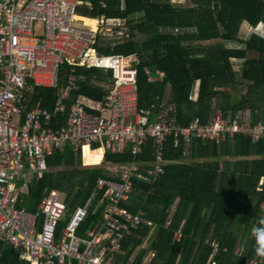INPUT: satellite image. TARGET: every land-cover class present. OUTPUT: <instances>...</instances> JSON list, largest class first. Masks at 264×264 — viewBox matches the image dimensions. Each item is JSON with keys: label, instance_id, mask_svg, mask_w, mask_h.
Returning a JSON list of instances; mask_svg holds the SVG:
<instances>
[{"label": "trees", "instance_id": "16d2710c", "mask_svg": "<svg viewBox=\"0 0 264 264\" xmlns=\"http://www.w3.org/2000/svg\"><path fill=\"white\" fill-rule=\"evenodd\" d=\"M188 1L189 6H175L172 0H124L121 10L119 0H109L106 9H100L93 0L91 11L84 7L79 12L86 17L104 16L106 19L135 18L142 13L134 22H128L130 37L124 44L112 49L103 43L95 45L100 53L138 56L139 63L135 65L138 107H147L156 99L161 101L169 88L168 101L174 104L181 126L194 118L206 123L216 111L224 119L240 122L244 110L249 113L251 125L264 124V36L252 33L246 39L239 37L243 23L252 28L264 25V0ZM78 17L85 26H89L88 21H94ZM212 40L237 43L238 47L201 45ZM252 54L255 58L249 57ZM232 60L241 61L237 73ZM144 68L151 71L150 74H146ZM77 70L84 74L85 80L71 91L69 99L83 95L101 100L105 92L93 81L103 82L106 76L94 68L77 67ZM155 71L162 72L163 79L154 78ZM238 73L239 78L248 82L243 102L218 91L225 85L236 87ZM56 94V89L36 88L34 99L41 101L42 108H51ZM151 150L149 140L136 163L145 167L152 165ZM82 156L84 165H97L102 151L90 152L86 147ZM105 158L121 164L132 161L129 151ZM163 159V175L150 182L133 179L128 201H120L121 207L131 213L141 210L145 222L124 240V256H119V262L127 264L135 249L148 239L152 226L155 232L148 246L140 247L131 264L143 263L150 251L153 254L150 264H243V258L234 255L240 247L243 256L254 257L250 232L264 218L261 210L264 138L254 143L249 136L240 133L219 143L192 141L189 147L182 142L174 146L169 139ZM46 162L48 171L31 185L20 206L33 212L45 188L65 194L68 215L76 207L84 206L96 179L101 176L100 169L81 168L78 153L69 144L47 157ZM103 191L90 202L87 215L76 230L77 237L86 238L87 232L100 220ZM67 221L62 219L58 223L57 238ZM178 231L180 238L176 240ZM211 242L218 245L214 253ZM7 263L18 264V256L9 245L0 243V264Z\"/></svg>", "mask_w": 264, "mask_h": 264}, {"label": "built area", "instance_id": "2783aa9c", "mask_svg": "<svg viewBox=\"0 0 264 264\" xmlns=\"http://www.w3.org/2000/svg\"><path fill=\"white\" fill-rule=\"evenodd\" d=\"M108 1L96 0L100 9H106ZM80 5V0H0V243L13 248L19 264H117L123 240L143 222L142 213L132 214L118 205L128 201L133 179L150 182L163 175V156L170 138L174 146L182 142L186 147L196 140L223 142L240 133L254 143L264 138L263 123L251 125L243 117L240 122L229 121L218 111L206 123L194 118L183 127L174 122L173 106H161L151 122V111L136 104V59L104 56L95 49L103 41H99L100 34L110 41V49L129 39L126 20L101 17L100 22L109 28L105 25L104 31L100 27L98 33L74 22ZM74 67L110 71L106 97L97 104L98 114L88 111L92 106L84 98L66 106L75 88L71 76L56 96L51 112L40 107L25 109L30 83L56 88L61 70L68 68L73 73ZM62 113L67 114L66 125L51 128L49 123ZM149 140L153 163L143 167L136 159ZM67 144L81 153L84 147L90 152L101 150L102 159L105 154L125 151L132 156L130 163L109 168L117 181L97 180L107 204L101 225L89 231L86 238L76 236L85 208H76L60 237H56L66 211L57 191H50L35 212L18 207L14 184L23 180L27 185L32 173L40 178L46 157ZM261 210L264 214V203ZM175 238L179 240V231ZM210 244L214 253L218 245ZM234 255L242 257L243 264H264V259L256 255L243 256L242 247Z\"/></svg>", "mask_w": 264, "mask_h": 264}, {"label": "crops", "instance_id": "0c3cea01", "mask_svg": "<svg viewBox=\"0 0 264 264\" xmlns=\"http://www.w3.org/2000/svg\"><path fill=\"white\" fill-rule=\"evenodd\" d=\"M81 1V0H80ZM120 1V3H121V6H120V8H121V10L123 9V6H124V0H119ZM82 2V5H80L79 7H78V9H77V12H76V15H78V16H81V17H86V16H83V15H81V14H83V13H81V12H79V9L80 8H87V9H89L90 11L93 9V0H86V1H81ZM95 2H96V0H95ZM88 4V5H87ZM96 4H97V2H96ZM101 17H104V16H99V17H97V18H101ZM86 18H88V19H96L97 21H98V25H97V29L98 28H100V27H98L99 26V21H100V19H97V18H90V17H86ZM125 20H126V23H127V26H128V30H129V21H132V22H134L135 20H137L136 18H132V17H128V18H125ZM95 24H96V22L95 21H93ZM79 25V24H78ZM81 26V25H80ZM92 26V25H91ZM85 27V26H84ZM86 28H88V27H86ZM89 29V28H88ZM97 29L95 30V31H97ZM98 38H99V41H101V40H104V38L102 37V36H100V35H98ZM128 40V39H127ZM127 40H125V41H123L122 42V44H124ZM105 41V40H104ZM100 43V42H99ZM102 43V42H101ZM122 44H119V45H122ZM98 45V44H97ZM105 45H107V44H105ZM118 45V46H119ZM96 48V47H95ZM114 55H119V54H114ZM120 56H123V55H120ZM123 57H129L131 60L132 59H136V61H135V63L133 64V66H134V68L136 69V67H135V65L136 64H138L139 63V58H138V56L136 55V54H132V55H129V56H123ZM81 69H84V70H89V69H86V68H83V67H80ZM90 69H92V68H90ZM94 69H96V68H94ZM99 70V72H101V73H103L105 76H106V79L103 81V82H100V81H98L97 79H94V81H93V83H94V85H96L97 87H99V88H101V90L103 91V92H105V96L104 97H102L101 98V100H99V101H96V100H93V99H91V98H89V97H86V96H83V95H78L77 97H76V99L77 98H84V99H86L85 101H87V100H89V101H87V102H89V106H92L91 108H89L88 109V111L89 112H91V113H93V114H98L99 113V111H98V107H97V104H98V102H101L105 97H106V87H105V82L111 77V73H110V71H105V70H102V69H98ZM144 72L146 73V74H150V72L151 71H149L147 68H144ZM156 72V74H155V76L156 77H154V78H157V80H161V79H163V76H164V74L162 73V72H158V71H155ZM110 73V75H108ZM73 77V79H74V81H73V83H74V85H75V88H74V90L75 89H77V84L79 83V82H83L84 80H85V77H84V74L82 73V72H78V70H77V67H74V72L73 73H70V71H69V69L68 68H63L62 70H61V72H60V78H59V82H58V86L56 87V88H48V87H41V86H38V85H35V84H33V83H30L29 84V86H28V88H27V90H26V92H25V101H24V107H25V109L27 110V111H30V110H33V109H35V108H37V107H40V108H42L41 107V101L38 99V100H36V99H34V93H35V89L36 88H41V89H56L57 90V94H56V96L58 95V93L61 91V89L63 88V86L68 82V80H69V77ZM94 78H95V76H94ZM197 82H199L198 80L196 81V83ZM194 90H195V88H194ZM168 95L169 96V94H170V89L169 88H166V90H165V95ZM136 96H137V102H136V104H137V108H140V107H138L139 105H138V90H137V83H136ZM69 98H70V96H69ZM169 98V97H168ZM192 98V97H191ZM164 99H166L165 100V102H163L162 100H164ZM193 100V99H192ZM74 100H71V99H68L67 101H66V106L68 107L72 102H73ZM54 103H55V101H54ZM54 103L52 104V106H51V108H42V109H46L47 111H52L53 110V107H54ZM87 104V103H86ZM170 104H171V106H173V108H175V106H174V104H172V103H170L169 101H168V99H167V97H163L162 99H161V101H159L158 99H156V101H154V102H151L150 104H149V106H147V107H142L141 109H145V110H150L151 111V113H152V115L150 116V121L152 122V121H155V119H156V116H157V114H159L160 113V110H161V106H170ZM175 110V112H176V109H174ZM245 111V110H244ZM244 113H246V112H244ZM247 114L249 115V113L247 112ZM67 117V114L66 113H62L61 114V116H58L56 119H53L50 123H49V126L51 127V128H53V129H55V128H59V127H63V126H65L66 125V118ZM193 120V119H192ZM191 120V121H192ZM190 121V122H191ZM174 122H176V123H178V120H177V117L175 116L174 117ZM189 122V123H190ZM188 123V124H189ZM179 124V123H178ZM187 124V125H188ZM180 125V124H179ZM187 125H185V126H187ZM184 127V126H183ZM170 140H171V138H170ZM73 149V148H72ZM55 151H57V150H54L53 152H52V154L55 152ZM58 151H60V150H58ZM73 151L74 152H77L78 153V156H79V158H80V166H81V168H87V169H93V168H98V169H100V171H101V176L100 177H98L97 179H96V183H95V188H94V190H93V192L91 193V195H90V198L88 199V201H87V203L84 205V206H78V207H76V208H85V211H86V213L88 212V208L90 207V202L97 196V193L100 191V190H102V189H99L98 188V185H97V180L99 179V178H105V179H112V180H118V178L117 177H114V174H112L110 171H109V168H111L112 166H114V165H124V163L123 164H121V163H113V162H110V161H106V156L107 155H109V154H105L104 156H103V159H102V161H101V163H99V164H97V165H94V166H91V167H86L84 164H83V156H82V153H81V151L80 150H78V151H76V150H74L73 149ZM144 153V152H143ZM51 154V155H52ZM50 155V156H51ZM121 155V154H120ZM47 157H49V156H47ZM46 157V158H47ZM140 162V161H139ZM126 164H128V163H126ZM141 166V165H140ZM28 167V166H27ZM143 167H145L144 165H143ZM28 171H29V168H28ZM48 171V167H47V162H45V169L42 171V176L40 177V178H38L37 176H36V174H34L33 175V173H32V178H31V180H30V182L27 184V185H25L24 183V181L22 180V181H18V182H16L15 184H14V186H15V189H16V193H17V196H18V207L19 208H21V209H24L25 210V208L24 207H21L20 205L22 204V202H23V197L24 196H26V195H28V193H29V190H30V187H31V185L34 183V182H36V181H38V180H40V179H42V177L44 176V174L46 173ZM57 191L58 193H59V195H60V199L66 204V196H65V194L63 193V192H60V191H58V190H56V189H47V188H45L44 190H43V195H42V198H41V200L39 201V203L48 195V193L50 192V191ZM103 193H104V191H103ZM39 203L37 204V206H36V208H35V210L33 211V212H35L36 210H37V207H38V205H39ZM100 203H103L104 204V207H103V210H102V214H101V218H100V220L97 222V224H95L94 225V227L93 228H91L89 231H91V230H93V229H97V228H99V226L101 225V223H102V219H103V215H104V212H105V208H106V204H107V200H106V198L104 197V195H102V198H101V202ZM98 206H99V203H98ZM98 206L97 207H95V209L93 210L94 212L98 209ZM120 208H122V209H124V210H126L127 212H129L127 209H125L124 207H121V204L119 203V205H118ZM75 208V209H76ZM74 209V210H75ZM26 212H28V211H26ZM72 213H73V211H72ZM72 213H70L69 215L67 214V213H65V215H64V220H67L70 216H71V214ZM129 213H131V212H129ZM136 213H142V211L141 210H139L138 212H135V213H132V214H136ZM143 214V213H142ZM87 215V214H86ZM85 215V216H86ZM143 216H144V214H143ZM85 218V217H84ZM84 220V219H83ZM143 222H145V220L143 219ZM169 223V221H167V223L166 224H168ZM141 226V225H140ZM140 228V227H139ZM138 228V229H139ZM137 229V230H138ZM63 230V229H62ZM88 231V232H89ZM62 232V231H61ZM88 232H87V234H88ZM134 232V231H133ZM133 232L130 234V235H132L133 234ZM154 232H155V227H153L152 226V228H150V232H149V235H148V239L146 238L145 240H144V242L145 241H147L148 243H149V240H150V238L153 236V234H154ZM130 235H128V236H130ZM128 238V237H127ZM127 238H125L124 240H126ZM124 240H123V242H124ZM147 243V244H148ZM123 244V243H122ZM10 248H11V250H12V252L14 253V254H16L15 253V251L13 250V248L11 247V246H9ZM141 248H142V245L140 246ZM140 247H138V248H136L135 249V251H134V253L131 255V257H129V259L127 260V264H131L133 261H134V258H135V255L139 252V250H141L140 249ZM146 247V246H145ZM122 254H123V252H122V249H121V252L117 255V259H116V263L117 264H122L121 262H119V256H121L122 257ZM17 255V254H16ZM18 256V255H17ZM123 256H124V254H123ZM152 257H153V254L151 253V251L144 257V259H143V263H141V264H150V261H151V259H152ZM19 262V261H18ZM7 264H9V263H7ZM19 264V263H18Z\"/></svg>", "mask_w": 264, "mask_h": 264}, {"label": "rangeland", "instance_id": "374dc122", "mask_svg": "<svg viewBox=\"0 0 264 264\" xmlns=\"http://www.w3.org/2000/svg\"><path fill=\"white\" fill-rule=\"evenodd\" d=\"M81 1H86V0H81ZM172 3L175 6H189V4H190L188 0H172ZM141 16H142V13H139L138 15L135 16V18H139ZM97 19H101V18H97ZM81 23L82 22H78L77 24L81 25ZM87 23H88L89 26H91V25L95 26V23L93 21H88ZM105 25H106V23H105ZM105 25H103V23L100 22L98 27H101L104 31H106L105 30ZM106 26H107V28H109V25H106ZM101 28H98L97 29L98 30V33L101 30ZM252 33L258 34V35H260V36L263 37L264 36V25H259V26L255 27V28L250 27L246 23H243L241 25L240 30H239V37L240 38L246 39ZM106 34H110V33H106ZM100 36H102L104 38V40H105V41L103 40L102 43L108 45V43L110 41H107L105 39L106 37L104 35H101L100 34ZM108 36L111 37L112 35H108ZM215 44H222V45H224V46H226L228 48L238 47V44L237 43H235V44L234 43H224V42H222L220 40H212V41H206V42H202L201 43V45H204V46H211V45H215ZM97 47L98 46H96V48H95L96 50H98ZM101 55H104V56L105 55H110V53H108V52H103L102 53L101 52ZM249 57L250 58H255V55L252 54V55H249ZM231 62H232V66L234 68V71H236V73L239 72L240 66H241V61L232 60ZM240 75L241 74L238 73V75H237L238 76L237 82L236 83L234 82L235 85H236V87H233L232 85H230V86H226L225 85V87L218 89V91H220L222 93H228L233 98H235L236 100L238 99L240 102H243L244 99H245V91H246V86H247L248 82L242 80L241 78H239ZM199 84H200V82H199ZM195 85H196V83H195ZM194 91H193V94H194ZM169 96H170V94H169ZM169 96L167 94L165 95V97H167V99H168ZM165 100L166 99H164L162 101L165 102ZM242 104L245 106V103H242ZM244 112H246V113H244ZM247 112H248L247 110L241 112V114L243 115L242 117L245 118V119H248ZM147 243H148L147 241L143 242L142 248L145 247V246L147 247L148 246Z\"/></svg>", "mask_w": 264, "mask_h": 264}, {"label": "clouds", "instance_id": "9594fccd", "mask_svg": "<svg viewBox=\"0 0 264 264\" xmlns=\"http://www.w3.org/2000/svg\"><path fill=\"white\" fill-rule=\"evenodd\" d=\"M253 240V250L257 257L264 259V218H261L257 226L250 232Z\"/></svg>", "mask_w": 264, "mask_h": 264}, {"label": "bare ground", "instance_id": "6f19581e", "mask_svg": "<svg viewBox=\"0 0 264 264\" xmlns=\"http://www.w3.org/2000/svg\"><path fill=\"white\" fill-rule=\"evenodd\" d=\"M77 18H79L77 15L73 18V20H74V22H76V23H78V22H82V20H79V19H77ZM85 19H87V20H94L95 22H96V24H95V29H93V25L92 26H85L84 24H83V22L81 23V26H85V27H88L90 30H92V31H95L96 29H97V25H98V21L96 20V19H88V18H85ZM84 148H86V147H84Z\"/></svg>", "mask_w": 264, "mask_h": 264}]
</instances>
